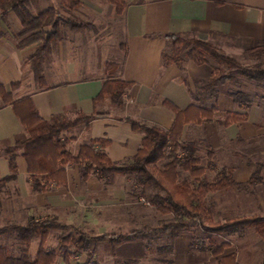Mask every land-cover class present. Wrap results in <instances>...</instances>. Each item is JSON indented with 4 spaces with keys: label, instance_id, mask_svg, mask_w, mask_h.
Listing matches in <instances>:
<instances>
[{
    "label": "trees",
    "instance_id": "obj_1",
    "mask_svg": "<svg viewBox=\"0 0 264 264\" xmlns=\"http://www.w3.org/2000/svg\"><path fill=\"white\" fill-rule=\"evenodd\" d=\"M29 1L0 0V17L10 11L17 16L21 24V29L15 35L17 48L36 44L35 50L25 58V63L33 74L35 84L43 88L47 86L43 73L45 56L57 51V45L65 33L63 29L78 33L82 30H93L94 25L82 22L72 15L63 16L55 7L34 13L27 5ZM106 1L114 6L117 14H122L126 7L125 0ZM80 3L81 0H60V4L68 10L76 8ZM163 36L167 41V48L161 55L164 66L174 63L182 68L187 60H191L196 64L209 65L211 73L207 78L194 79L193 88L183 78L192 99L185 108L179 109L172 102L163 100V104L174 112L169 128L163 129L129 117L125 118L132 130L142 134L136 152L125 162L112 160L105 153L103 148L107 144L106 139L95 138L81 144L77 154H72L68 149L71 138L60 139L62 132L82 123L88 124L97 117L107 115V112L78 113L68 119L53 115L44 119L29 96L15 100L12 93L0 82V101L4 105L12 106L28 133L26 138L17 139L12 145L3 148L9 173L0 178V205L2 194H8L9 185L16 180V157L20 150V155L27 165L30 187L35 192H44L61 184L67 165L77 164L81 166L83 180L92 175L108 184L115 175H120L131 177L136 189L148 186L156 188L157 191L147 197V203L160 214H172L173 220L158 227L143 225L126 232L89 234L72 224L61 223L55 217H29L23 224L9 223L0 226V237L12 235L19 246V251L14 253L8 245L0 243V264H56L58 258L59 264H101L95 259L96 247L100 242L107 241L115 248L123 242L158 231L169 233L173 240L179 233L192 227H200L210 234L239 237L243 236L248 228H253L256 234L264 239V215L232 216L224 218L223 221H214L211 207L206 205L208 194L229 187L240 190L254 188L253 185L262 182L258 170L246 181H239L232 176V168L220 166L216 176L208 180L204 177L208 166H203L200 158L196 156L195 142L184 143L181 139L186 124L214 120V115L219 110L218 99L223 92L231 98L237 110L225 112L223 120L218 122L222 126L246 121L253 105L264 106V39L244 50V55L258 60L246 65L235 56L224 53L211 41L174 33ZM209 60L216 65L211 64ZM115 66L114 62L105 64L106 79L93 99L95 105L104 99L121 105L127 98L132 83L114 77ZM17 85L18 83L14 82L11 87L14 89ZM247 86L256 91L250 92L246 89ZM207 158L210 160L209 167L216 169L218 164L212 160L213 148H209ZM164 159H167V162L159 167L158 163ZM179 169L186 171L188 178L179 179ZM143 193L142 191L139 198L144 199ZM204 221L207 222L206 226ZM56 229L69 232L58 237L57 248H47L45 243L49 233ZM33 239L38 240L34 253L28 247ZM152 245L153 242H147L145 249L155 251L159 255L158 261L173 263L171 258L160 257L173 252L171 244L154 248ZM188 247L193 252L208 250L216 257L217 264H239L235 251H225L230 247L229 241L217 243L209 238L208 243H205L204 240L194 238ZM82 255L85 258L81 260L79 257ZM135 262L136 259H125L115 264ZM260 264H264V259Z\"/></svg>",
    "mask_w": 264,
    "mask_h": 264
},
{
    "label": "crops",
    "instance_id": "obj_2",
    "mask_svg": "<svg viewBox=\"0 0 264 264\" xmlns=\"http://www.w3.org/2000/svg\"><path fill=\"white\" fill-rule=\"evenodd\" d=\"M125 1L126 7L121 14V21L126 42L118 44L120 57L116 59V78L129 81L132 85L128 89L127 98L118 105L125 107L121 113L101 109L107 99L96 105L93 103L94 97L99 93L106 79L105 73L102 75L80 73L78 51L83 53L82 44L89 43L88 39L82 37L94 31L95 24L92 23L93 30L78 33L65 30L63 38L57 45V51L45 56L43 73L47 86L41 88L35 84L33 74L25 63V58L35 50L36 44L17 48L15 35L21 29L17 16L10 11L0 17L2 33L0 36V82L12 93L13 99L29 96L44 119H49L53 115L71 118L78 113L91 114L94 111L108 113L93 119L88 124L82 123L73 127V129L79 127V134L83 138H80L83 140L80 143L76 135L65 131L60 134V139L71 138L69 144H77L76 152L70 151L72 154H77L81 144L95 138H103L107 140L103 149L112 160L116 161L125 156L131 157L140 145L142 134L132 130L130 123L125 120L126 117L167 129L172 124L174 112L163 104V100L172 102L179 109L185 108L192 102L183 78L193 88V80L207 78L211 68L209 65L196 64L191 60H187L182 68L174 63L164 66L161 62V55L167 48L164 34L174 33L208 40L226 53L236 52L238 55H244V50L264 39V0ZM42 3L39 1L38 5L42 6ZM104 7L107 8L106 13L114 8L106 0H81L74 11H88L95 16H100L103 14ZM72 10L66 13L67 16H75ZM80 21L83 22V20ZM93 42L96 41L93 40ZM14 82L18 85L13 89L11 84ZM222 97L230 104L229 109L226 110H237V106L225 92L219 96L218 103ZM242 122L233 123L227 127L220 125L215 119L189 123L184 126L181 139L187 138L194 141L203 133L206 140L211 136L216 138L215 146L208 141V144L216 150L225 139H234V136L224 138L221 128L229 129ZM253 126L256 127L255 124ZM207 127L212 129L208 131ZM26 136L24 126L15 115L12 106L4 105L0 101V153L4 154V147ZM16 163L17 177L14 182H17L18 186H14L17 188V198H25V193L20 190V187L23 189L24 185L30 186V183L27 165L20 155V150ZM8 173L7 159L0 155V178ZM116 179L114 177L108 184L92 175L83 180L77 164L67 165L61 184L44 192H36L25 201L23 207H28L34 213L40 210V214L44 217H55L58 221V217L65 219L67 221L64 224L78 225L79 222L86 221L85 223L91 224V228L92 226L97 228L110 226L113 222L103 218L98 212L90 215L89 211L87 216H85L86 213L81 215L79 209L82 208V204L74 192L76 188H85L89 192L106 191L113 196L112 198L110 195L111 198L107 200L111 201L124 194L123 188L116 187ZM96 204L100 205L94 201V205Z\"/></svg>",
    "mask_w": 264,
    "mask_h": 264
},
{
    "label": "rangeland",
    "instance_id": "obj_3",
    "mask_svg": "<svg viewBox=\"0 0 264 264\" xmlns=\"http://www.w3.org/2000/svg\"><path fill=\"white\" fill-rule=\"evenodd\" d=\"M39 1L41 3L43 2L41 4L42 6L38 5ZM27 5L34 13L48 7H55L63 16H67L68 14L66 13L70 12L58 0H30ZM106 9L105 7L102 8L103 14L100 16H95L88 11L76 12L74 9L72 10L74 11V17L83 20V22L90 21L89 23H93L96 26L94 31H90L82 37L89 41V43L82 44L84 46L83 53L78 51V64L81 68L80 73L84 75H102L106 73L105 64L107 62H114L116 66L113 75L116 77V59L120 57L118 44L126 42V38L122 31L121 14H117L115 8L106 13ZM93 40L96 42H93ZM223 52L226 53L225 51ZM226 54L235 56L246 65H251L258 61L257 59L249 57V55H238L236 52H228ZM262 59L264 60V54L262 55ZM104 61L107 62L104 63ZM209 61L211 64L216 65L212 60ZM246 89L250 92L251 90L256 91L250 86H247ZM218 106L220 110L216 112L214 117L217 123L224 118L225 112L231 111L226 110L229 109L230 104L224 101L223 97L219 101ZM258 107L256 104L252 106L249 111L248 120L242 122V124L233 125L229 129L221 128L222 132H224V138L234 136V139H225L216 150L213 148L212 160L219 165H216V169L209 167L210 160L207 158L208 150L212 148L208 144V141L215 146L217 142L216 138H212L210 134V139L206 140L202 133L199 135V138L193 141L196 145V156L200 158L203 166H208L204 174L206 179H213L220 166L232 168V176L239 181H246L256 170H258L259 176L262 179V182H257L253 185L254 188H249V190L253 189L251 192L249 190L229 187L216 193L208 194L206 197V205L211 207V216L214 221H223L224 218L232 216L264 215V106L261 105ZM102 108L109 111L112 110L114 113H121L125 109V107H119L112 103L109 99L105 101ZM211 129L212 127H207L208 131ZM25 132L28 136L26 129ZM65 132L78 136L79 143L83 141L80 140L82 135L79 134V127L74 129L70 128ZM182 141L186 143L190 140L185 138ZM68 149L71 152H76L77 144H69ZM0 155L5 156L1 153ZM128 158L129 156H125L116 161L125 162ZM166 162L167 159H164L158 163V166L161 167ZM78 170L81 171L80 165H78ZM115 177L117 178L115 182L116 187L123 188L124 193L122 197H115V200L107 201L108 198H111L109 197L111 193H107L106 191L89 192L85 188H76L74 192L82 204V208L79 209L81 215L82 213H86L85 216H87L89 211L90 215H95L98 212L103 218L112 221L113 225H105L102 228L92 226L91 228V224L85 223L86 221H84L74 226L89 234H97L103 232H126L136 227H142L143 225L158 227L173 220L172 214H160L154 207L147 203V197L155 193L157 191L156 188L148 186L136 189L131 177H122L120 175H115ZM184 178H188L187 172L179 169V179ZM14 185L18 186L17 182L11 183L8 194L4 193L1 196L0 226L9 223L23 224L29 217L43 218L44 216L40 214V210L34 213L28 207H23L25 201L29 200L36 192L29 185H24V188L22 189L20 187V190L25 193V198H17V188ZM142 191L144 192V199L139 198ZM94 201L100 203V205H94ZM58 219L62 223L67 221L60 217ZM66 219L68 218L66 217ZM204 225H207L206 221H204ZM68 232L69 230H51L45 246L47 248H57L59 246L58 237ZM13 237L12 235H3L0 237V243L8 245L12 252L17 253L19 246ZM194 238L204 240L205 243H208L209 238L214 239L217 243L229 241L230 247L226 248L225 251H235L239 264H260L264 259V239L258 236L253 228H248L244 235L239 237L236 235L210 234L200 227H192L189 230H184L173 240L170 238L169 233L158 231L142 238L138 237L132 241L123 242L115 248L109 242L103 241L98 243L96 247L95 259L101 264H115L125 259H136V262L132 264H168L158 261L157 258L159 255L155 251L145 249L147 242H153L152 248L166 244L173 246V252L171 254L166 253L160 256L163 258H171L173 260L172 264H217L216 257L208 250L203 252L190 251L188 245ZM37 246L38 240L33 239L28 247L34 253L37 250ZM84 258L83 255L79 257L81 260ZM59 261L60 259L58 258L56 264H59Z\"/></svg>",
    "mask_w": 264,
    "mask_h": 264
}]
</instances>
